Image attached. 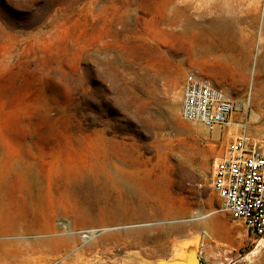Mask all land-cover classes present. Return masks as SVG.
I'll use <instances>...</instances> for the list:
<instances>
[{
  "label": "rangeland",
  "instance_id": "obj_1",
  "mask_svg": "<svg viewBox=\"0 0 264 264\" xmlns=\"http://www.w3.org/2000/svg\"><path fill=\"white\" fill-rule=\"evenodd\" d=\"M213 1L191 6L210 16ZM162 5L0 0V264H264V239L222 211L210 185L235 136L264 154V104L243 107L250 86L230 84L237 68L191 57L186 38L167 43ZM190 71L233 103L219 139L179 115ZM16 171L30 178L22 187ZM195 210H215L217 227ZM52 237L61 242L40 241Z\"/></svg>",
  "mask_w": 264,
  "mask_h": 264
},
{
  "label": "bare ground",
  "instance_id": "obj_2",
  "mask_svg": "<svg viewBox=\"0 0 264 264\" xmlns=\"http://www.w3.org/2000/svg\"><path fill=\"white\" fill-rule=\"evenodd\" d=\"M172 2L173 0H163L162 5L163 33L167 43H170V36L177 39L186 38L190 45L187 53L191 57L201 56L204 60H210L221 66L237 68L240 72L239 78L230 84L234 87L239 86L240 91L245 83L249 84L248 87L250 86L244 101L242 92L239 95L240 100L243 101V107H246L249 101H253L255 104H264V0H214L210 6L211 15L206 13V16L202 17L195 14L194 7L191 6L192 0H180L181 4L177 6H173ZM236 10H241L242 13H236ZM244 29L247 30L246 33L243 32ZM251 35L255 36L254 48L256 49V53L252 55H250L251 44L249 41ZM171 47V49L170 46L168 47L167 52H172L175 56L179 55V48L172 45ZM176 83L177 81L174 80L173 84L176 85ZM212 133L214 139H219L221 134L219 126L214 127ZM14 177H17L21 187L24 186V182L30 179L25 171H16ZM129 202L134 210L141 212L144 209L145 203L133 196L130 197ZM151 208L152 204L146 198V213ZM213 213L215 210L207 212L195 210L192 219L200 220L199 223L202 227L212 230L217 227L213 220L208 219ZM190 220L185 219V221ZM173 228L179 229L180 227L177 225ZM83 232L86 233L83 235L84 239L90 238L89 236L93 234L92 231ZM202 234L208 235V232L204 230ZM40 241L54 245L61 242L54 237ZM74 255H76L75 259L81 260L78 253Z\"/></svg>",
  "mask_w": 264,
  "mask_h": 264
},
{
  "label": "built area",
  "instance_id": "obj_3",
  "mask_svg": "<svg viewBox=\"0 0 264 264\" xmlns=\"http://www.w3.org/2000/svg\"><path fill=\"white\" fill-rule=\"evenodd\" d=\"M232 102L208 76L190 71L181 87L179 115L211 131L227 121ZM210 185L220 209L240 220L253 238L264 239V154L244 135L232 138L213 163Z\"/></svg>",
  "mask_w": 264,
  "mask_h": 264
}]
</instances>
